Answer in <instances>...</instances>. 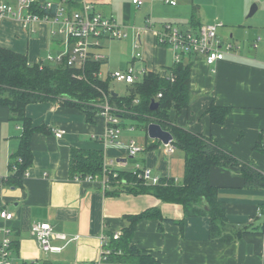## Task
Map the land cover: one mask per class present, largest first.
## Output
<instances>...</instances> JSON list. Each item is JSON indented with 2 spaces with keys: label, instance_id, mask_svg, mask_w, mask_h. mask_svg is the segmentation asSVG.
Segmentation results:
<instances>
[{
  "label": "crops",
  "instance_id": "0c3cea01",
  "mask_svg": "<svg viewBox=\"0 0 264 264\" xmlns=\"http://www.w3.org/2000/svg\"><path fill=\"white\" fill-rule=\"evenodd\" d=\"M38 1L64 2L74 11L90 5L96 13L113 20L125 35L117 40L121 48L141 55L134 59L135 54L126 66L144 70L141 79L146 73L169 75L173 52L157 41L166 25L198 30L206 24L222 23L217 37L231 44L232 52L212 66L202 56L184 58L191 64L189 105L180 113L172 111L170 120L210 138L220 149L264 176V152L259 148L261 137L264 144V25L260 19L248 21L257 12L256 8L248 17L253 0H143L139 7L132 0ZM18 2L0 0L15 12ZM27 12L22 10L20 14ZM58 28L44 21L25 27L17 17H4L0 19V48L25 56L31 65L50 66L54 62L47 60L48 55L56 56L62 50L64 35L56 33ZM109 41L103 39L91 50L104 57L99 61L102 64L107 60L105 46ZM211 106L228 110L222 123L211 121L207 113ZM25 116L33 127H45L51 134L32 135L33 163L18 184L11 183L10 166L23 130L11 119L9 109L0 106V212L13 214L8 222L0 217V229L10 230L13 264H92L99 258L103 235L122 233L128 224L126 216L148 209H158L163 219L173 221L149 220L136 225L133 243L149 251L158 264H264V186H247L237 168L214 167L209 182L225 207L228 225L247 227L249 232L232 242L211 241L206 216L185 217L179 205L162 203L151 195L120 192L118 186L105 187L103 174L84 181L75 180L69 173L71 151L75 149L100 152L103 164L112 161L115 170L133 171L140 165L150 168L153 176L179 182L184 153L178 164L172 159L175 152L167 156L164 150H158L161 143L149 139L142 125L119 119L124 125L121 131L136 125L145 134L144 147L138 145L141 151L131 157L128 145L133 141V130L120 135L117 141H105L108 125L101 114L89 123L82 112L52 102L26 106ZM52 130L66 133L57 139ZM150 145L155 147L146 150ZM115 190L118 193H112ZM43 223L50 225L55 235L51 246L58 250L43 252L31 234L33 225Z\"/></svg>",
  "mask_w": 264,
  "mask_h": 264
},
{
  "label": "trees",
  "instance_id": "16d2710c",
  "mask_svg": "<svg viewBox=\"0 0 264 264\" xmlns=\"http://www.w3.org/2000/svg\"><path fill=\"white\" fill-rule=\"evenodd\" d=\"M32 11L41 13L36 8ZM57 65H31L25 56L0 48V106L9 109L11 119L19 122L23 130L19 149L10 166L11 183L18 184L33 163L30 150L32 135L35 132L51 134V130L45 127L32 126L25 116L26 106L52 102L63 108L82 112L90 123L95 116L101 114V106L106 99L112 108V116L120 121L135 122L144 129L149 124H157L171 134L175 148L184 153L182 179L179 182L174 178L163 177L153 186L146 184L133 171L115 170L118 176L112 178L109 175L107 187L118 186L121 188L120 192L133 196L151 195L162 203L179 205L185 217H208L211 241L232 242L249 232L247 227L228 225L225 207L218 199L217 189L209 182V173L214 167L237 168L245 184L250 187H263L264 176L220 149L210 138L194 134L170 120L172 111L180 113L189 105V62L183 58L178 64L173 63L168 76L144 74L141 81L128 85L125 97L114 95L109 90L108 82L99 78L101 62L88 63L84 80L76 78V70L64 64ZM152 101L158 103L155 111L150 110ZM227 111L211 106L207 113L212 122L222 123ZM120 121L117 125L119 129L124 127ZM259 145H262L259 148L264 152L262 137ZM154 147L155 145L147 146L146 150ZM70 160L69 173L72 178L83 180L103 174V156L100 152L73 149ZM112 193L118 192L115 190ZM149 220L173 223L172 220L163 219L158 209L126 216L128 224L122 229L118 240H112L113 233L107 234L110 254L105 264H158L149 251L140 249L133 243L136 225Z\"/></svg>",
  "mask_w": 264,
  "mask_h": 264
},
{
  "label": "built area",
  "instance_id": "2783aa9c",
  "mask_svg": "<svg viewBox=\"0 0 264 264\" xmlns=\"http://www.w3.org/2000/svg\"><path fill=\"white\" fill-rule=\"evenodd\" d=\"M143 0H132L133 5L139 7ZM175 5L174 2L171 3ZM33 8L38 9L39 13L32 11ZM22 10H27V14L21 15ZM17 17L26 27L35 22H48L58 26L56 33L63 34L62 50L56 56L48 55L47 60L57 64H64L69 68L76 70V78L84 80V71L88 63L92 60L99 62L104 59L99 54H92L91 50L100 46L103 39L120 40L125 35L119 26L111 19L103 17L96 13L90 5H84L80 11H74L64 2H40L38 0H19L18 10L14 11L9 4H0V19L4 17ZM222 23L206 24L198 28V30H183L176 25H166L158 35L157 41L162 46L169 47L173 52V63L178 64L186 56H202L208 66H212L229 55L233 46L231 44L222 43L217 37V29L221 28ZM55 34V32H53ZM141 55L136 54L134 59H140ZM144 70L136 71L133 67L126 70H117L110 74V79L132 85L137 82L138 75H142ZM99 76V75H98ZM160 97V95H158ZM101 116L107 122L108 129L104 135V140L117 141L121 131L117 127L119 119L111 115L112 108L105 99L101 106ZM133 130V128H131ZM131 130V131H132ZM64 130H52L55 138L61 139L65 135ZM164 153L171 156L175 151L172 141L163 145ZM141 149L134 141L128 145V154L133 157L139 153ZM114 162L110 161L103 164V182L106 187L108 184V176L117 178L118 173L113 169ZM134 175L143 180L148 185H157L160 181L159 177L153 176L152 170L148 167H136L133 170ZM75 180H80L75 178ZM84 181H91L93 178L87 177ZM0 217L8 222L13 219V214L5 210H1ZM2 238L0 239V264H13L12 260V241L10 239V230L8 228L0 229ZM31 234L37 239L43 252H53L58 249L51 246V240L55 238L49 224H35L31 228ZM121 233L112 234V240L116 241L120 238ZM109 238L102 236L99 251V258L94 264H105L110 251L108 249ZM119 264V263H113Z\"/></svg>",
  "mask_w": 264,
  "mask_h": 264
},
{
  "label": "rangeland",
  "instance_id": "374dc122",
  "mask_svg": "<svg viewBox=\"0 0 264 264\" xmlns=\"http://www.w3.org/2000/svg\"><path fill=\"white\" fill-rule=\"evenodd\" d=\"M253 1L254 2L249 5V11L251 7L255 5L257 8V12L251 18H248V21L256 18V19H260L261 23L264 25V0H253ZM120 44L121 42L117 40H112L106 43V46H105L106 54L105 55L107 56V60H106V63L100 66L99 78L103 82H108L109 90L113 94L119 97H125L128 93V85L124 83H118V82L111 80L109 73L113 71H117V70H125L127 68H130V66L126 68L127 62H130L137 52L135 50L124 51L121 48ZM50 66L57 67L58 65L51 63ZM137 78L140 81L142 80L141 76L139 75L137 76ZM129 131L127 129L124 131H121L120 135H123V133L128 134ZM131 133H132L131 134L132 140L133 141L135 140V143H137V146L140 145L141 147L142 146L144 147V137H145L144 132L141 131L139 128H137L135 125ZM141 147L139 148L142 149ZM157 149L161 151L164 150L163 145L161 144ZM174 152H175V155L173 156L172 159H175V162H176L179 160V156H183V152L179 149H175ZM178 164H179V161H178ZM136 167L137 166H135V168ZM138 167L142 168L140 165ZM178 169H179V166H178ZM174 171H177V170H174Z\"/></svg>",
  "mask_w": 264,
  "mask_h": 264
},
{
  "label": "water",
  "instance_id": "95a60500",
  "mask_svg": "<svg viewBox=\"0 0 264 264\" xmlns=\"http://www.w3.org/2000/svg\"><path fill=\"white\" fill-rule=\"evenodd\" d=\"M256 10V6L253 5L249 11L248 17H251ZM115 95V94H114ZM158 109V103L152 101L150 104V110L155 111ZM147 136L149 139L157 141L162 145H166L173 140L171 134L165 130H163L157 124H149L147 126Z\"/></svg>",
  "mask_w": 264,
  "mask_h": 264
}]
</instances>
